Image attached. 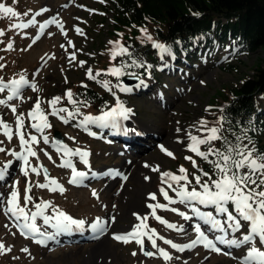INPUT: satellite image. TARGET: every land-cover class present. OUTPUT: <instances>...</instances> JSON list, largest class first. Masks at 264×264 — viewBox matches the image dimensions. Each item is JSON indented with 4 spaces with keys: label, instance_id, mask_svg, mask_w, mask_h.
<instances>
[{
    "label": "rangeland",
    "instance_id": "1",
    "mask_svg": "<svg viewBox=\"0 0 264 264\" xmlns=\"http://www.w3.org/2000/svg\"><path fill=\"white\" fill-rule=\"evenodd\" d=\"M110 2L111 0H0V3L18 13L16 17H6L0 13V31L3 32L0 35V79H5L4 82L8 83L23 76L29 84H35L39 89L33 91L31 87L25 86L18 98L8 101L7 106L0 105V119L13 129L11 140L0 129V148L5 149L0 152V168L12 161L4 179L0 180V243L4 245V249L0 250V264H239V259L233 257L244 256L248 245L236 248L217 242V247L221 249L217 253L202 244L176 251L164 243V240L180 245L192 243L197 239V224L209 239L215 240V237L223 235L201 221L192 211L193 206L199 208L201 213L211 212L221 221L226 216L217 213L212 206L206 207L196 202L192 205L180 203L176 193L162 183L161 173L182 175L178 171L182 166L187 169L188 179L191 181L188 190L195 188L202 191L193 182L194 172H200L199 168H194L192 162L185 159L186 156H191L195 161L199 158L187 150L190 144L188 134L191 132L194 136L204 138L206 130L201 127L200 121H206L207 128L220 127L219 109L226 104L228 89L237 87L252 77L258 65L264 68V50H258L247 57H239L232 52L230 44L225 47L222 43H216L213 58L203 59L204 66L201 68L186 66L189 74L178 70L169 75L165 71L159 80L160 84L158 82L147 85L139 82L131 88L133 95L129 97L113 88L107 91L113 99L112 107L116 104V97L127 99L128 105L124 106L132 110L130 116L135 123L124 126L122 121V125L127 129L135 128V132L129 131L125 134L96 125H89L88 131H85L78 126V121L83 116L65 124L58 117L49 114L51 128L44 132L49 139V143L45 144L40 134L30 126L32 121L27 114L33 109L37 99L43 102L56 96L62 97L74 85L89 83L92 80L87 75L89 69L95 76L101 65L110 64L109 57L112 58L114 47L110 42L120 40L118 42L122 43L133 35L125 31H113V8ZM53 20L56 22L51 23ZM18 24L27 26L15 27ZM41 25L46 27L41 30ZM77 29L80 30L79 33ZM215 59L218 60L213 65L211 62ZM104 80L109 81L108 78ZM97 84L107 90L101 83ZM8 95L10 92L7 89L0 92V100H7ZM41 106L46 113H50L51 109L46 103ZM12 107L16 108L15 114ZM68 109L72 110L70 107ZM17 115L24 117L26 138L27 134H31L40 140L39 144L32 145L39 159L29 157L31 166L43 165L49 171L50 177L64 187L62 194L37 187V184L47 183L43 171L36 175L29 168L26 177L21 168L22 162L10 155L13 151H23L16 131ZM140 127L146 128L151 133V138L143 141V147L139 144L132 146L134 136H139L137 131ZM58 130L62 133L64 144L69 148L79 147L90 153V168L81 163L78 157L72 158L81 171L88 173L85 186H71L69 181L72 174L66 168L60 167L63 157L56 150L53 134ZM89 132L95 135H90ZM159 145L172 151L175 158L162 152ZM145 164L149 167H145ZM156 166L159 171L152 170ZM115 170L117 171L114 174ZM116 173L121 177H115ZM29 182L32 189L29 194L33 197V202L25 205L24 190ZM175 187L173 183V188ZM15 188L19 189L20 203L26 210L35 211V203L50 201L53 207L73 218L85 220L86 230H75L60 241H51L47 247L37 246L34 239L21 235L18 227L21 221L4 212V208L8 206L6 201ZM161 188L177 203L169 204L164 199ZM153 193L156 200L149 198ZM157 203L166 205L169 210L157 208L156 215L174 225V229L166 227L152 216V209L148 205ZM229 205V210L232 211L233 208ZM134 213L140 217H148L146 223L149 228L155 229L158 237H163H156L157 248L168 252L171 260L166 261L146 237L144 248L154 253L152 256H145L140 245L135 242L125 244L113 239L116 232H128L140 223ZM180 213L191 219H184ZM46 214L52 215V208ZM97 217L116 218L99 234H104V237L108 235V239H104L102 243L91 240L92 232L88 229V225ZM37 225L42 231L52 234V228L44 225L42 219L37 220ZM246 234L248 225L242 221L241 230L235 234L229 230L228 239H242ZM256 246H261L258 239ZM25 248L28 252L23 251Z\"/></svg>",
    "mask_w": 264,
    "mask_h": 264
},
{
    "label": "snow or ice",
    "instance_id": "2",
    "mask_svg": "<svg viewBox=\"0 0 264 264\" xmlns=\"http://www.w3.org/2000/svg\"><path fill=\"white\" fill-rule=\"evenodd\" d=\"M103 2V0H101ZM0 13L8 17H16V13L11 7H6L3 3H0ZM195 16H199L200 13H193ZM34 23V21H32ZM55 23L56 21H50ZM27 25L18 24L15 27L23 28ZM46 27V25H41V30ZM145 39L152 43V46L158 50V53L161 56V59L165 55L172 56L174 58V53L172 48L163 43L155 42L151 35L148 34L146 28L140 30ZM79 33L80 30L77 29ZM0 35H3V32L0 31ZM202 38V37H201ZM113 43L114 47L112 49V58L115 59L117 55H127L130 58V64L127 62L121 63L118 67L110 68L105 75H111L120 79L121 76L128 75L133 79H139V76L134 72H126L125 70L128 67L136 68H148L150 65H146L143 61L138 60L137 58H132V53L128 51L123 44L117 42ZM177 43H180L177 41ZM11 48V45H9ZM74 58V57H73ZM83 63V62H82ZM101 73L97 72L94 76L92 70H88V78L96 79V76H99ZM150 76V72H149ZM102 84L104 88L108 91L112 90V87H117L123 92H130L132 89L124 86L122 83L110 86L111 82L108 80L98 81ZM203 83V81L201 82ZM140 84H144V81L141 79ZM25 86L31 87L33 91H38L35 84H29L23 76L19 80L13 79L10 83H5L0 79V92H4L6 89L10 92L7 100H0V105H6L8 101L18 98L20 96L21 89ZM87 87V85H84ZM66 98L68 102L73 105V109L69 110L66 107H57L62 102V97L56 96L48 101H40L37 99L36 103L33 106V109L27 114L28 118L32 121L31 128L35 132L39 133L43 138L45 144L49 143L47 135H44L46 129L51 128V124L48 121V115L58 117L63 123H69V120H75L78 116H83V119L78 121V126L84 128L85 131H88L89 125H96L101 128H110L116 132L127 133L129 131L135 132V129H127L122 125V121L127 120L132 112L131 109L126 108L119 97H116V104L114 107L109 110H101V115L92 116L84 115L80 111V106H88L87 101H77L73 98V93L71 90H68L66 93ZM42 103H46L51 109L50 113H46L45 109L42 108ZM12 112L16 113V108L12 107ZM64 113L66 115H61ZM201 127L206 130V135L204 138L199 136H194L189 132L190 144L188 145V151L193 152L196 156L202 158L203 160L210 163L213 167L216 179H212V176L200 169L201 175L195 176V182L200 186L202 191H197L195 188H192L191 191L188 190V185L191 183L188 179L187 169L184 167L179 168V172L182 175H176L172 172H163L161 173V181L168 185V188H171L176 195L180 198V203H185L187 205H192L193 202H196L204 206H212L216 209V212L225 215L226 219L221 221L216 218L211 212L201 213L200 209L197 207H192V211L196 216L203 221L205 224L209 225L211 229L223 233L221 236L215 237V240L209 239L204 231L201 230L199 224L195 226V231L198 234L197 239L192 241L190 244L178 245L173 243L171 240H164L165 244L170 245L172 248L177 251H184L185 249H191L196 245L202 244L204 247L208 248L211 251L217 253L221 252V249L217 247V242L219 244L226 245L228 247L239 248L243 245H248V250L245 255L239 258L233 257L234 259H239V264H264V152H258L255 148V145L248 135L250 128L240 127L239 132L234 131L233 129H228L231 135L234 137V141L229 140L227 136L221 134V128L225 123V118L221 117L218 121L220 127L207 128L206 121L199 122ZM16 125H17V135L19 137L20 145L23 148L22 152H11L10 155L14 156L17 161L22 162L21 168L24 176H28L29 168L31 172L36 175H40L43 171L45 180L47 183L37 184V187L46 188L49 191H59L61 194L65 191L64 187L59 184V182L51 178L47 172V169L40 165L39 167L31 166L29 157H36L37 152L33 149V144H39L40 140L36 135L27 134L24 131V117L22 115L16 116ZM0 129L3 130V135L11 140L13 138V129L0 119ZM179 131V129H177ZM90 135H95V133L89 132ZM139 134V133H137ZM73 139V137H69ZM214 141H220L222 144L221 148H216L212 146ZM56 150L62 153L63 162L60 167L71 169L72 176L69 183L79 184L84 179L87 178L88 173L84 171H78L75 163L73 162V157H78L79 161L84 165L90 168L88 163L89 152L80 149L79 147L73 149L69 148L63 142L57 140ZM202 145H208L206 151L201 150ZM162 152L166 155L175 158L174 153L167 149L163 145H159ZM5 149L0 148V152H4ZM47 155V153H45ZM215 157V159L209 160V157ZM49 159L51 157L49 156ZM186 160H190L193 164V167H197L196 161L191 156H186ZM12 161L7 162L3 168H0V180H3L5 174L7 173L8 168L11 166ZM145 167L149 165L145 164ZM153 171H159V167L156 166L152 169ZM119 174V173H116ZM202 177H207L203 183H201ZM126 179V177H125ZM147 179V177H146ZM181 181L184 183L182 184ZM18 183V182H17ZM173 183L176 187L173 188ZM31 183L24 190V203L27 205L29 202H33V197L29 194L31 193ZM164 196V199L168 201L169 204L177 203L176 200L169 197L167 191L163 188L160 190ZM95 195V193H93ZM149 198L151 200H156V195L150 194ZM7 207L4 208L5 214L10 213L17 221H23L19 224V230L21 235L34 239L35 243L45 245L46 241L52 240L56 235L71 233L75 230L83 231L85 230L86 221L82 219H75L67 213L59 210L52 206L50 201H41L40 203H35V211L26 210V207L21 206L20 203V191L18 188H15L10 193V198L6 201ZM231 204L233 210L230 211L228 205ZM149 208L152 209V216L158 220L161 224H164L168 228H175L174 225L168 223L162 217L156 215V209L169 210L166 205L163 204H149ZM52 208V215H47L46 211ZM176 211V209H171ZM235 213V214H234ZM136 218L140 223L133 226L132 231H129L124 234H114L113 239L121 243H130L135 242L140 245L141 250L144 249V238L150 242L153 248H157L156 237L158 234L155 232V229H150L146 221L147 216L140 217L135 214ZM184 219H191V217L180 213ZM42 219L43 224L51 227L55 230L54 234H48L45 231H42L41 228L37 225V220ZM115 218L112 217L109 219H104L97 217L94 222L88 225V229L92 233L99 234L106 230L110 222H114ZM242 221L246 222L248 225V234L244 235L242 239H228V232L231 230L233 234L239 232L242 227ZM7 227V226H6ZM181 231L183 229H180ZM163 239V237H158ZM259 240L260 247L256 246V241ZM4 249V245L0 243V250ZM10 251V249H8ZM23 251L28 252V249H23ZM157 251L160 255L166 260H171L172 257L166 252L163 248H157ZM136 253H133L135 255ZM231 255L230 253H226ZM145 256H152L154 253L145 251Z\"/></svg>",
    "mask_w": 264,
    "mask_h": 264
},
{
    "label": "trees",
    "instance_id": "3",
    "mask_svg": "<svg viewBox=\"0 0 264 264\" xmlns=\"http://www.w3.org/2000/svg\"><path fill=\"white\" fill-rule=\"evenodd\" d=\"M110 4L113 8V31L133 33L121 44L132 53V58L151 66L150 69L128 67L125 71L136 73L147 85L160 84L162 73L170 68L185 70L189 64L194 68L203 67V59L213 58L216 43H222L225 47L230 44L237 56L247 57L264 50V0H111ZM196 12L200 15H193ZM142 28L147 29L155 42L170 46L174 58L165 55L161 59L158 50L140 31ZM109 59V65L100 66V78L69 89L78 102H88V106H80L84 115H101V110L107 111L113 105L111 95L97 84L98 81L108 78L112 86L122 83L126 77L132 78L124 75L117 80L114 76L105 75L110 68L118 67L121 63L130 64L127 55ZM216 60L211 63L215 65ZM112 88L121 91L117 87ZM124 96L130 95L126 92ZM121 101L125 103L127 99L124 97ZM60 105L73 109L66 95L62 96ZM221 117L225 118L222 135L235 142L228 129L239 132L241 126L250 128L248 135L255 148L258 152H264V68L261 65L254 69L252 77L228 89L226 104L219 109V120ZM212 146L221 148L222 144L214 141ZM207 147L202 145L201 150L206 151ZM212 159L215 157L210 156L209 160ZM196 163L199 170L208 172L212 179L217 178L210 163L202 158ZM197 175H201V172H194V183ZM205 180L207 177H202L201 183Z\"/></svg>",
    "mask_w": 264,
    "mask_h": 264
},
{
    "label": "bare ground",
    "instance_id": "4",
    "mask_svg": "<svg viewBox=\"0 0 264 264\" xmlns=\"http://www.w3.org/2000/svg\"><path fill=\"white\" fill-rule=\"evenodd\" d=\"M123 123H125V124H123L124 126H131V124L132 123H135L132 119H131V116H129V118L127 119V120H124L123 121ZM136 126H138V125H136ZM135 126V127H136ZM129 129H131V128H129ZM132 129H135V128H133L132 127ZM130 132H132V131H130ZM138 133H139V136H134V142L132 143V146L133 145H141L142 147L143 146H145V143L143 142V141H145V139L146 138H151L150 137V135H151V133L146 129V128H139V130L137 131ZM139 169V168H138ZM117 170H115L113 173L115 174V172H116ZM103 174H105V173H103ZM103 174H102V176H103ZM115 177H117V178H120L121 176L120 175H115ZM106 219H109V218H106ZM116 219V218H115ZM110 220V219H109ZM115 221V220H114ZM21 223H23V221H21ZM113 222H110L109 224L111 225ZM130 229H132V228H130ZM85 230H86V228H85ZM129 229H127V231H128ZM129 231H132V230H129ZM128 231V232H129ZM54 232H55V230L54 229H52V234H54ZM124 233H127V232H125V231H121V232H116L115 234H124ZM95 235L96 233H92V235ZM69 235H71V233H65V234H59V235H56L55 236V238L54 239H52V241H60L61 240V238H64V237H66V236H69ZM107 237V238H106ZM104 239H108V235H106L105 237L104 236H102V237H99L98 239H97V241H98V243H102L103 241H104ZM51 243H49L47 246H49ZM102 246V245H101ZM99 247V246H98Z\"/></svg>",
    "mask_w": 264,
    "mask_h": 264
},
{
    "label": "water",
    "instance_id": "5",
    "mask_svg": "<svg viewBox=\"0 0 264 264\" xmlns=\"http://www.w3.org/2000/svg\"><path fill=\"white\" fill-rule=\"evenodd\" d=\"M137 81V82H136ZM138 79H133V78H125V79H123V84L125 85V86H134V85H136L137 83H138ZM55 140L57 141V140H59V141H61V142H64V138L62 137V134L60 133V132H55ZM48 172V171H47ZM48 174H49V172H48ZM145 251H148V252H150L148 249H144V252Z\"/></svg>",
    "mask_w": 264,
    "mask_h": 264
}]
</instances>
